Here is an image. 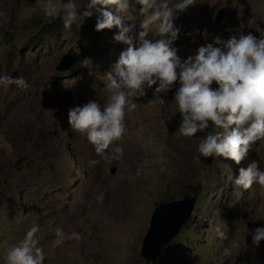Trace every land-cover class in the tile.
Segmentation results:
<instances>
[{"label": "rangeland", "instance_id": "obj_1", "mask_svg": "<svg viewBox=\"0 0 264 264\" xmlns=\"http://www.w3.org/2000/svg\"><path fill=\"white\" fill-rule=\"evenodd\" d=\"M46 3L0 0V71L18 73L29 85L0 87V264L34 224L44 264H147L141 251L155 208L182 199L189 186L198 188L196 213L158 264H264V241L255 248L251 237L264 227V187L234 184L252 160L264 168V142L239 165L200 157L199 140L176 133L182 120L172 103L177 84L162 94L165 104L152 89L136 101L127 132L114 145L124 148L123 157L102 158L85 134L71 129L69 110L93 100L104 104L103 76L127 46L114 41L118 29L95 30L99 13L66 30L62 20L46 19ZM223 8L227 14L218 23ZM175 24L182 30L173 47L186 59L238 28L264 35V0H196ZM69 52L75 65L60 72ZM217 226L227 239L218 237ZM57 227L82 238L53 247ZM230 241L239 247L225 258Z\"/></svg>", "mask_w": 264, "mask_h": 264}, {"label": "clouds", "instance_id": "obj_2", "mask_svg": "<svg viewBox=\"0 0 264 264\" xmlns=\"http://www.w3.org/2000/svg\"><path fill=\"white\" fill-rule=\"evenodd\" d=\"M195 3L196 0H85L80 5L78 0H47L43 12L50 22L62 20L64 28L71 30L80 20L99 13L95 30L116 28L114 41L127 46L103 76L104 104L93 100L69 110L71 129L85 134L102 158L123 157L124 148L114 145L125 136L126 116L137 109L136 101L152 89L154 98L165 104L162 94L177 84L172 103L182 120L176 133L198 139L200 157H222L239 165L258 142H264V35L245 34L238 28L227 40L217 37L214 44L219 46L208 43L195 55L182 59L173 47L182 30L175 21ZM11 85L21 89L29 86L23 76L0 71V87ZM260 164L252 160L240 167L234 184L244 190L254 184L264 187V168ZM97 200L102 202V197ZM39 231L40 226L34 224L20 241L9 246L5 264H44ZM216 232L220 239H227L219 226ZM251 237L252 245L259 248L264 241V227L251 231ZM81 238L78 232L57 227L53 247ZM238 247V243L230 241L222 255L231 257Z\"/></svg>", "mask_w": 264, "mask_h": 264}, {"label": "water", "instance_id": "obj_3", "mask_svg": "<svg viewBox=\"0 0 264 264\" xmlns=\"http://www.w3.org/2000/svg\"><path fill=\"white\" fill-rule=\"evenodd\" d=\"M227 14V9L219 11L217 22L221 23ZM75 65L71 52L63 56L58 70L69 72ZM18 77V73L13 74ZM111 172L116 173V168ZM198 188L189 186L182 199L164 200L155 208L151 218L150 229L143 241L141 256L147 264H158L163 258L167 248L181 234L185 225L196 213L198 204ZM0 199V208L3 206Z\"/></svg>", "mask_w": 264, "mask_h": 264}, {"label": "bare ground", "instance_id": "obj_4", "mask_svg": "<svg viewBox=\"0 0 264 264\" xmlns=\"http://www.w3.org/2000/svg\"><path fill=\"white\" fill-rule=\"evenodd\" d=\"M33 84V83H32Z\"/></svg>", "mask_w": 264, "mask_h": 264}]
</instances>
